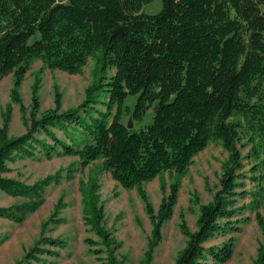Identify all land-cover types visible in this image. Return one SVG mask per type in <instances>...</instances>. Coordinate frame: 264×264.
Returning a JSON list of instances; mask_svg holds the SVG:
<instances>
[{"label":"trees","instance_id":"16d2710c","mask_svg":"<svg viewBox=\"0 0 264 264\" xmlns=\"http://www.w3.org/2000/svg\"><path fill=\"white\" fill-rule=\"evenodd\" d=\"M153 2L0 0V78L12 73L10 96L22 111L19 88L33 60L70 74L81 73L93 60V80L81 104L61 110L56 93L55 107L38 114L36 79L26 131L8 137L0 129V190L29 197L21 204L0 207V217L21 222L43 202L46 183L28 186L5 175L8 161L24 153L34 156L32 147L47 159L53 154L76 156L82 166L100 159L102 168L123 188H138L158 241L176 203L179 183L171 182L156 213L141 184L165 171L177 177L185 174L196 154L210 142H219L227 152L219 189L200 206L194 231L180 223L186 241L175 264H223L233 254L234 239L220 246L206 247L205 242L219 232H239V224L248 219L242 216L246 206L237 204L246 193L237 191L244 185L239 181L242 133L258 159L251 168L257 186L252 209L264 235L258 210L264 197V11L260 7L264 0H160L157 11H145V5ZM128 95L136 96L133 109L125 104ZM149 109L151 122L138 130L123 122L124 115L142 122ZM53 127H71L75 135L63 140ZM39 133L50 142L40 139ZM96 189L93 184L89 191L82 190L83 212L102 245L96 247L98 241L91 238L85 242L98 259L107 252L108 264H120L114 255L119 244L101 225L103 208L97 205ZM46 241L54 247L65 245L60 239ZM38 251L33 247L26 258H36ZM257 255L254 264H264V244Z\"/></svg>","mask_w":264,"mask_h":264},{"label":"rangeland","instance_id":"374dc122","mask_svg":"<svg viewBox=\"0 0 264 264\" xmlns=\"http://www.w3.org/2000/svg\"><path fill=\"white\" fill-rule=\"evenodd\" d=\"M260 7L264 11V3ZM159 8L160 0H154L153 3L145 5L144 10L152 13ZM36 79L39 85L38 114L55 107L56 93L60 97L61 110L74 108L84 100L85 88L93 80V60L89 59L82 72L76 74L58 69L50 70L39 59L33 60L19 88L25 111L21 110L19 103L11 99L12 73L1 77L0 129H5L8 137L19 136L26 131L25 122L31 108L32 86ZM135 101V95H128L125 104L133 109ZM97 107L104 109L100 105ZM151 120V109L139 123L133 122L130 116H123V122L127 126L131 122V128L135 130ZM51 129L63 140L73 139L75 135L71 127ZM37 136L50 142L43 133ZM238 147L243 162L240 170L243 176L239 181H243L244 185L237 191L246 193L237 198V204L246 206L242 216H247L248 219L239 224V232H219L208 241L206 247L220 246L233 238V254L223 264H254L258 247L264 244V235L257 224L255 210L252 209V198L257 186L251 179V168L258 159L252 154L248 136L244 133L241 134ZM29 149H36L34 156H26L24 153L8 161L10 170L6 176L28 186L46 183L43 186V202L34 211L27 213L21 222L0 217V264H108L107 252L101 255L102 259H98L85 242L86 238H91L98 241L96 247L102 245L99 236L85 222L83 212L82 190L89 191L93 184L97 186V205L103 208L101 225L110 233V238L119 244L114 255L120 264H175L186 241L180 230V223L184 221L190 231L196 229L200 206L210 202L219 189L222 163L227 158V152L219 142H210L193 157L185 174L177 177L174 172L165 171L141 184L156 213L162 198L170 189L171 182L179 183L172 214L163 222L160 239L156 241L153 238V222L145 210L138 188H123L102 168L100 159L82 166L76 156L53 154L47 159L37 148ZM28 200L29 197L13 196L0 190V207L21 204ZM258 210L264 221V197ZM220 222L223 223L222 220ZM47 238L60 239L65 245L60 248L51 246L46 241ZM151 241L155 245L151 246ZM33 247L40 249L35 253L36 258H26ZM48 251L57 254H50Z\"/></svg>","mask_w":264,"mask_h":264},{"label":"water","instance_id":"95a60500","mask_svg":"<svg viewBox=\"0 0 264 264\" xmlns=\"http://www.w3.org/2000/svg\"><path fill=\"white\" fill-rule=\"evenodd\" d=\"M131 126H132V123H131V122H130V123H128V127H129V128H131Z\"/></svg>","mask_w":264,"mask_h":264},{"label":"crops","instance_id":"0c3cea01","mask_svg":"<svg viewBox=\"0 0 264 264\" xmlns=\"http://www.w3.org/2000/svg\"><path fill=\"white\" fill-rule=\"evenodd\" d=\"M7 173H5V175H6ZM208 243V241L207 242H205V245Z\"/></svg>","mask_w":264,"mask_h":264}]
</instances>
